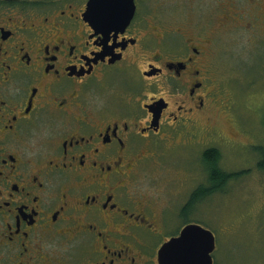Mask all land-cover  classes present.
<instances>
[{
    "label": "flooded vegetation",
    "instance_id": "flooded-vegetation-1",
    "mask_svg": "<svg viewBox=\"0 0 264 264\" xmlns=\"http://www.w3.org/2000/svg\"><path fill=\"white\" fill-rule=\"evenodd\" d=\"M183 1L118 0L114 17L100 1L89 18V0H0V264H158L200 224L212 184L159 204L138 183L158 143L198 141L217 90L216 38L191 23L209 13ZM222 1L213 32L252 26L247 4L264 16V0Z\"/></svg>",
    "mask_w": 264,
    "mask_h": 264
},
{
    "label": "rangeland",
    "instance_id": "rangeland-1",
    "mask_svg": "<svg viewBox=\"0 0 264 264\" xmlns=\"http://www.w3.org/2000/svg\"><path fill=\"white\" fill-rule=\"evenodd\" d=\"M194 2L191 10L209 16L191 23L216 38L211 55L217 81L214 102L198 117V141L175 133L172 140L158 143L156 161L138 183L159 204L186 201L191 185L210 184L201 154L204 145L215 146L217 164L237 177L201 196L191 217L214 233L213 264H264V167L259 166L264 160V16L254 3L247 4L246 19L252 26L213 32L212 10L220 0Z\"/></svg>",
    "mask_w": 264,
    "mask_h": 264
},
{
    "label": "water",
    "instance_id": "water-1",
    "mask_svg": "<svg viewBox=\"0 0 264 264\" xmlns=\"http://www.w3.org/2000/svg\"><path fill=\"white\" fill-rule=\"evenodd\" d=\"M100 1L106 0H89L88 17H95ZM113 2L112 10L108 7L107 14L112 17L120 14V5L118 0H107ZM97 10V11H96ZM115 14V15H114ZM216 246L214 233L200 224H187L182 228L177 237L167 240L157 252L158 264H212V252Z\"/></svg>",
    "mask_w": 264,
    "mask_h": 264
},
{
    "label": "trees",
    "instance_id": "trees-1",
    "mask_svg": "<svg viewBox=\"0 0 264 264\" xmlns=\"http://www.w3.org/2000/svg\"><path fill=\"white\" fill-rule=\"evenodd\" d=\"M204 158V163L211 166V170H209V177H211L210 184H212L216 190H219L224 182L229 181L231 178L237 177V173L228 174L226 171L221 169L220 165L217 164L219 158L218 150H207L204 154ZM259 166L264 167V160L259 162Z\"/></svg>",
    "mask_w": 264,
    "mask_h": 264
}]
</instances>
